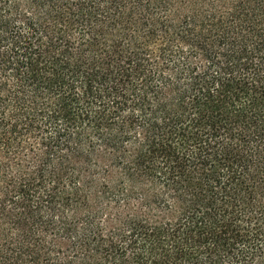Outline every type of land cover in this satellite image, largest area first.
<instances>
[{
	"label": "trees",
	"instance_id": "1",
	"mask_svg": "<svg viewBox=\"0 0 264 264\" xmlns=\"http://www.w3.org/2000/svg\"><path fill=\"white\" fill-rule=\"evenodd\" d=\"M0 264H264V0H0Z\"/></svg>",
	"mask_w": 264,
	"mask_h": 264
}]
</instances>
